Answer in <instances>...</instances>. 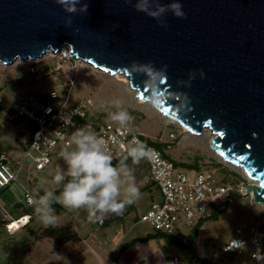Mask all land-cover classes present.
Listing matches in <instances>:
<instances>
[{"label":"water","instance_id":"95a60500","mask_svg":"<svg viewBox=\"0 0 264 264\" xmlns=\"http://www.w3.org/2000/svg\"><path fill=\"white\" fill-rule=\"evenodd\" d=\"M62 48L124 75L187 131L209 130L211 150L258 183L247 195L264 204V0H0L1 64ZM148 69L165 70L155 92Z\"/></svg>","mask_w":264,"mask_h":264},{"label":"rangeland","instance_id":"374dc122","mask_svg":"<svg viewBox=\"0 0 264 264\" xmlns=\"http://www.w3.org/2000/svg\"><path fill=\"white\" fill-rule=\"evenodd\" d=\"M61 50L57 54L49 51L35 62L16 60L10 65L0 63V153L5 155L7 163L16 166V171L21 168L17 180L0 190L1 217L5 215L11 217V220H17L26 210V213H34L32 216L34 220L30 226L32 229L40 225L38 233L41 234V230L48 227L40 223L34 209L27 208L24 201V192H32L34 189H39L41 193L54 192L61 184L54 182V176L57 172H61L64 179L69 176L67 164L63 159L52 156L49 167L43 172L34 171L31 158L26 156L30 132L20 133L24 129L22 122H8L4 117L7 110L13 105L26 104L27 97L33 95V93H46L51 89H57L58 93H62L67 87L64 86L67 83L71 84L68 89L69 104L90 99L94 103V108L98 111L104 112L106 109H112L117 113L122 109H126L130 114V121L142 135L165 146L167 142H172L170 148H166L168 158L184 164H191L197 159V164L200 166L199 171L204 172L207 170L218 177L219 180L226 179L228 180L227 183H235L237 186L243 183L246 185L254 184L246 178L240 169L223 162L211 150L209 140L212 134L209 130L204 129L203 133L197 136L184 133L180 124L163 117L152 104H140L135 92L129 88L127 82L123 81V75L119 74L120 77L111 76L80 60H69L64 63L63 55L65 52H63V49ZM40 61L43 64L39 65L40 67L37 66L39 70L37 80L28 82L24 77L31 65L30 63L38 64ZM43 68H50V71L42 77L40 73ZM116 100H120L122 103L118 106L115 103ZM32 106L35 109L39 108V101L33 103ZM25 130L27 129L25 128ZM170 135L174 136L173 141L170 140ZM211 165L223 167L225 169L224 174ZM116 168L121 171V181L125 179L123 176L124 171H132L136 178L140 196L130 204L125 203L124 208L119 212L97 211L95 215H91L86 208H65L59 204L60 209H56L58 221L54 225L56 229L66 227V230L71 232L73 227L85 232H87L86 229H89L90 232H93L94 229L100 232L96 234L94 240L82 234L83 239L64 246L50 239H44L39 243V250L37 249L38 244L32 248L31 252L33 254L30 259L32 264H43V261L47 264H66L72 257L75 258L77 253L80 259L78 264H85L89 255H93L92 250L98 252L106 260L111 252V246L119 238L114 239L115 235L112 233H118L120 236L123 230L121 219L106 225L104 218L113 219L119 216L126 219L125 233L128 235L126 241L131 238H143L147 234H154V230L148 224L139 223L140 216L149 210L151 204L161 200L157 187L150 182V175L144 158L142 157L138 161L131 159L127 164ZM185 173L189 179L194 176V171L185 170ZM125 188L126 185L121 183V195L118 197L121 201L125 199ZM17 203L21 204L22 207L15 208ZM99 218L104 220V227L98 225ZM27 222V218L22 219L21 224L25 225ZM117 227L120 228V231L117 230ZM239 227L264 229V205L256 203L251 196V192L243 197H234L232 203L222 211L217 220H210L203 224L198 231L197 239L193 242V254L207 260L218 258L221 247L234 237V232ZM107 230L110 233L109 236L106 233L103 234ZM190 231V227L180 223L174 235L183 237L188 235ZM23 234L19 238L25 243H30L31 239L26 233ZM155 241L160 247L167 246V255L174 254L189 262L190 252L177 248L165 239L157 238ZM18 248H20L18 250L20 253L25 252L24 249H21L24 247L19 246ZM84 251L85 253L82 255ZM19 254L16 257L17 254L15 253V259L7 264L21 262L22 259ZM115 256L116 254L113 255V257ZM215 264H246V260L244 258H237L235 261L232 259H218Z\"/></svg>","mask_w":264,"mask_h":264},{"label":"built area","instance_id":"2783aa9c","mask_svg":"<svg viewBox=\"0 0 264 264\" xmlns=\"http://www.w3.org/2000/svg\"><path fill=\"white\" fill-rule=\"evenodd\" d=\"M69 60L78 59L71 57L68 49L67 55L65 53L63 55V62ZM30 64L24 78L28 82L32 80L35 82L39 70L34 63ZM64 86L67 87L62 93H58L57 89L40 93L47 96L48 103H39L37 109L32 106L37 100L34 95H30L26 104H15L5 114L4 118L8 122L22 120L34 128L30 131L26 151V156L32 160L34 171L43 172L51 165L52 156L63 159L62 152L76 150L72 136L78 129L84 128L86 131L94 132L98 139L104 141L102 147L114 161L131 158L127 149L132 143L139 142L151 150L143 158L148 167L150 182L157 187L161 200L152 203L149 210L140 216L139 221L148 224L156 232L174 234L180 223L192 229L197 223L211 219L215 212L223 211L232 203L234 197L247 195L246 184L240 186L235 183L225 184L222 179H217L218 177L207 170L194 171L193 178L189 179L185 170L176 168L173 160L165 158L147 142L148 138L137 131L130 120L121 126L118 121L111 119L114 110L98 111L90 99L69 104L68 89L71 84L67 83ZM61 115L65 118L70 117V122L60 119ZM169 138L173 141L174 136L170 135ZM170 144L172 142H167L166 148H170ZM16 178V173L8 165L5 155L0 154V190L14 183ZM40 196L42 195L37 190L25 191L26 206L35 208L31 201ZM16 222L21 223L22 218ZM13 223L14 221H11L7 226L9 230H12ZM261 255L264 256V231L258 228L239 227L235 230L234 237L221 247L218 258L211 261L215 264L218 259L235 261L237 258H244L246 264H264V261H260ZM167 264L189 263L174 256Z\"/></svg>","mask_w":264,"mask_h":264},{"label":"clouds","instance_id":"9594fccd","mask_svg":"<svg viewBox=\"0 0 264 264\" xmlns=\"http://www.w3.org/2000/svg\"><path fill=\"white\" fill-rule=\"evenodd\" d=\"M171 7L175 16L184 18L185 14L181 4L174 3ZM147 71L149 79L145 85L155 92L165 75V70L156 73L151 72L150 69ZM115 103L119 106L122 102L116 100ZM60 119H66L70 122V117L65 118L61 115ZM111 119L124 126L131 117L126 109H122L112 114ZM72 141L76 145V150L61 153L71 179L63 184V190L59 195L47 191L43 196L31 201L35 205L34 211L38 219L45 226H54L58 221L56 209L52 206L54 203L65 208H86L91 215H95L97 211L119 212L124 208L125 203L130 204L140 196L136 178L132 171H124L125 179L120 180L121 171L113 166L112 157L102 147L104 141L98 139L94 132L86 131L84 128L78 129L73 134ZM149 151L151 150L146 145L139 142L129 144L127 149L128 155L134 161L146 156ZM63 180L64 175L58 171L54 176V182L59 184ZM121 183L126 185L123 201L118 199L121 195ZM260 261H264V256H260Z\"/></svg>","mask_w":264,"mask_h":264},{"label":"crops","instance_id":"0c3cea01","mask_svg":"<svg viewBox=\"0 0 264 264\" xmlns=\"http://www.w3.org/2000/svg\"><path fill=\"white\" fill-rule=\"evenodd\" d=\"M22 124L24 125V129H23L24 132L22 130V131H20V133L22 132V134H23L25 132H28L30 125L28 123H25V122H22ZM25 128L27 130H25ZM28 142H29V140H28ZM165 153H166V151H165ZM173 161L178 162L174 159H173ZM8 164H9L10 168L16 173V176L18 178V174L21 171V168H19V171H16L17 168H15L16 167L15 165L10 164V163H8ZM30 168H31V166H30ZM17 178H16V180H17ZM35 190L38 191L39 189H34V191ZM26 192H30V191H26ZM21 207H18V208H21ZM27 208H29V207H27ZM29 209H34V208H29ZM24 212L26 213V210H24L23 213ZM31 212H32V210H31ZM23 213L21 215H24ZM27 214L28 215L24 216V218L21 217V215H20L18 217V219H20V218L26 219L27 218V221L30 219L31 222L29 224V227L24 228V227L17 226L15 223H13L11 226L12 230H9L7 226L11 223V221L15 222L18 219L17 220H13V219L11 220V217H9V216H5V215H3L2 217L0 216V264H7L8 262H12L13 259H15L14 258L15 253L17 254L16 257L20 253L18 251L20 249V248H18L19 246L24 247L21 249H24L25 252L19 254L22 261L19 262L18 264H32V261L30 260L32 258L31 255L33 254V252H31L32 248L35 247L36 244H38L37 249L39 250V245H40L39 243L44 241V239H47V238H39V237L35 238L33 233H34V231L40 230L39 229L40 225H38L37 228L32 229V227H30V226L32 224V221L34 220V218H32L34 213L33 214L27 213ZM117 219L122 220L123 233L120 234V236L118 235V233H115V232L112 233L115 235L114 239L117 237H119V238L111 246V252L107 256V259L105 260V258L100 256L98 254V252H95L94 250L91 249L93 252L90 250L89 251L92 252L93 255H89L87 262L85 264H114L113 263V255H115L116 252L120 248H122L124 245L129 244L132 241H136V242L131 247L127 248L126 250H124L120 254L119 258L116 260V264H167V262L172 257L175 256L174 254L171 256L166 254V249H168L167 246H164V247L158 246V243H156V241H155V240H157V238L154 237L156 231H154L153 235L147 234L143 238L135 237V238H131L129 241H126V239L128 238V235L125 233V226H126L125 221H126V219L119 217V216L117 218H113V219H109V218L105 219L104 218V220L106 221V225L112 224L113 222L115 223V220H117ZM104 220L99 218L98 219V225L104 227L105 226ZM139 223H141V222L139 221ZM70 230H71V228H70ZM117 230L120 231V228L117 227ZM86 231L87 232H85L84 230L77 229V228L74 229L72 227L71 232H73L75 239L70 240L64 244H60V245L64 246V245L71 243L73 241L76 242L77 240L83 239L82 234L84 236L91 237V240H94L96 234L97 233L99 234V232H100V231H97L96 229H94L93 232H90L89 229H86ZM23 233L24 234L26 233L27 236L31 239L30 243H28V242L25 243L24 241H22V239L19 238V237H22ZM105 233L108 236L110 234L108 230L103 232L104 235H105ZM147 237H149V238L146 239ZM142 239H145V240L142 241ZM84 253H85V251L82 253V255ZM77 254H76L75 258L72 257L66 264H78L80 259L78 258ZM15 264H17V263H15ZM43 264H47V262L45 263L43 261Z\"/></svg>","mask_w":264,"mask_h":264},{"label":"trees","instance_id":"16d2710c","mask_svg":"<svg viewBox=\"0 0 264 264\" xmlns=\"http://www.w3.org/2000/svg\"><path fill=\"white\" fill-rule=\"evenodd\" d=\"M43 62L40 61L38 64H33L35 66H39V65H42ZM40 67V66H39ZM52 70V69H51ZM50 71V68H43L42 71H41V75L42 77L44 75H46L47 73H49ZM33 95L35 96L36 100L39 101V103H48V100H47V96L45 94H36V93H33ZM10 111V108L7 110V112ZM18 122H24L22 120H18V121H15V123H18ZM27 123V122H26ZM33 127H30L28 129V131H33ZM147 142H150V144H152L157 150H159L163 156L165 158H168V156L166 155L165 151H166V146L161 144V143H158L157 141L156 142H153L149 139H146ZM132 158H129V159H125V160H118V161H114L112 160V164L113 166L115 167H119V166H123L125 164H127ZM174 162V165L176 168H181V169H184V170H188V171H199L200 170V166L197 164V159L195 161H193L191 164H184V163H180V162ZM213 167H216L219 171L222 172V174H224V171L225 169L223 167H220V166H217V165H211ZM71 179L70 176H67L60 184V187L55 190L53 193L55 195H59L62 190H63V184L64 183H67L69 180ZM228 180L226 179H223V183H227ZM40 195H44L45 193H41L39 191ZM55 209H60V205L58 203H54L52 205ZM226 209V208H225ZM224 209V210H225ZM223 210V211H224ZM222 213L221 212H215L214 216L209 219V220H206V221H201L199 223H197L190 231V233L186 236H183V237H177L176 235L174 234H167V233H163V232H156L154 237L155 238H161V239H165L167 241H169L171 244H173L174 246H176L177 248H181L185 251H188L190 252V258H189V262L188 263H194V264H214L212 263L211 260H207V259H202V258H199L198 256L194 255L192 251V245H193V242L197 239V236H198V231L199 229L202 227L203 224H205L207 221H210V220H217L219 215ZM24 215H21V217H24V216H27L28 214L27 213H23ZM31 220L29 219L28 222L26 223V225L24 226V228L26 227H29V224H30ZM260 230L264 231L263 228H261ZM68 233V234H67ZM33 235L35 236V238H47V239H51L53 241H55L56 243L58 244H64L70 240H73L75 239L74 238V234L69 232L68 230H66V227H61V228H55L54 226H48V227H45L41 230V234L38 233V231H34ZM149 237H147L146 239H148ZM145 240V239H142V241ZM187 241V242H185ZM136 241H132L130 242L129 244H126L124 245L122 248H120L117 253H116V256L113 257V263L116 264V260L119 258L120 254L126 250L127 248L131 247Z\"/></svg>","mask_w":264,"mask_h":264},{"label":"bare ground","instance_id":"6f19581e","mask_svg":"<svg viewBox=\"0 0 264 264\" xmlns=\"http://www.w3.org/2000/svg\"><path fill=\"white\" fill-rule=\"evenodd\" d=\"M64 51H65V55H67V53H68V49H64V48H62ZM57 53V52H56ZM90 65V64H89ZM115 77H120V75L119 74H116V76ZM122 79H123V81H125V82H127L128 83V80H127V78H125V76L123 75L122 76ZM135 95H136V92H135ZM139 101V103L140 104H151L150 102H143V101H141V100H138ZM159 112V111H158ZM160 113V112H159ZM163 117H165V118H168L169 120H171V121H173L174 123L175 122H177V121H175V120H173V119H170L169 117H167V116H165V115H163L162 113H160ZM178 123V122H177ZM179 124V123H178ZM182 130H183V132L184 133H187V134H190V135H192V136H197L196 134H194V133H191V132H189V131H187L186 129H184L183 127H182ZM218 156V155H217ZM221 160H223L220 156H218ZM231 165V164H230ZM233 167H235V168H237V169H240L242 172H243V174L246 176V178L251 182V183H254V185H258V183L257 182H254V181H252L245 173H244V171H243V169H241L240 167H237V166H235V165H232ZM223 181V180H222ZM251 192V191H250ZM251 194H252V192H251ZM260 204V203H259ZM264 205V204H263ZM17 226H20V227H24L25 225H22L21 223H18V222H14Z\"/></svg>","mask_w":264,"mask_h":264}]
</instances>
